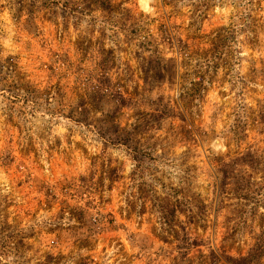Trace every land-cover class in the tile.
<instances>
[{
  "label": "rangeland",
  "instance_id": "rangeland-1",
  "mask_svg": "<svg viewBox=\"0 0 264 264\" xmlns=\"http://www.w3.org/2000/svg\"><path fill=\"white\" fill-rule=\"evenodd\" d=\"M251 252L264 0H0V264Z\"/></svg>",
  "mask_w": 264,
  "mask_h": 264
},
{
  "label": "trees",
  "instance_id": "trees-1",
  "mask_svg": "<svg viewBox=\"0 0 264 264\" xmlns=\"http://www.w3.org/2000/svg\"><path fill=\"white\" fill-rule=\"evenodd\" d=\"M40 1H43V0H40ZM117 141H118V139H117ZM126 143H128V142H126ZM256 257H257V254L251 252L248 256H245V257H240V258L228 257L227 259H228V263H230V264H253Z\"/></svg>",
  "mask_w": 264,
  "mask_h": 264
}]
</instances>
